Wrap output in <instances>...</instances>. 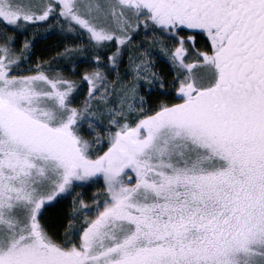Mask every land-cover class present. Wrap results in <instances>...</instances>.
<instances>
[{"label": "snow or ice", "instance_id": "snow-or-ice-1", "mask_svg": "<svg viewBox=\"0 0 264 264\" xmlns=\"http://www.w3.org/2000/svg\"><path fill=\"white\" fill-rule=\"evenodd\" d=\"M0 264H264V0H0Z\"/></svg>", "mask_w": 264, "mask_h": 264}, {"label": "trees", "instance_id": "trees-1", "mask_svg": "<svg viewBox=\"0 0 264 264\" xmlns=\"http://www.w3.org/2000/svg\"><path fill=\"white\" fill-rule=\"evenodd\" d=\"M52 42H53V41L50 40V41H48L47 43L50 44V43H52ZM44 43H45V42H41V45H40V46L43 47V46H44Z\"/></svg>", "mask_w": 264, "mask_h": 264}, {"label": "rangeland", "instance_id": "rangeland-1", "mask_svg": "<svg viewBox=\"0 0 264 264\" xmlns=\"http://www.w3.org/2000/svg\"><path fill=\"white\" fill-rule=\"evenodd\" d=\"M43 42V41H42ZM40 45H41V43H40ZM40 45H38V47H41Z\"/></svg>", "mask_w": 264, "mask_h": 264}]
</instances>
